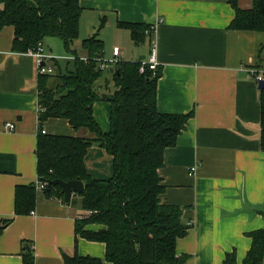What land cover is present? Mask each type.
<instances>
[{
    "label": "crops",
    "instance_id": "crops-1",
    "mask_svg": "<svg viewBox=\"0 0 264 264\" xmlns=\"http://www.w3.org/2000/svg\"><path fill=\"white\" fill-rule=\"evenodd\" d=\"M80 5L81 47L84 38L98 32L111 54L119 46L122 60L143 61L156 40L162 68L158 110H194L177 144L165 150L159 170L165 186L161 202L180 206L185 223H192L177 241L178 255H189L187 264H224L235 251L242 264L252 243L249 233L264 228L260 89L249 71L259 61L264 34L230 29L235 10L228 0H80ZM239 6L251 8L253 0H239ZM159 20L156 33L141 44L118 26L119 21ZM13 38L12 26L0 29V219L12 220L0 236V264H23L22 252L29 245L34 246L36 264H65L64 254L75 253L76 220L88 212L73 201L78 194L66 202L38 188L34 212L16 215L15 191L18 185L39 182L41 124L50 134L92 136L64 118L41 123L36 59L13 51ZM44 44L50 65L53 58L73 60L74 54L62 51V40L47 38ZM81 55L86 58V50ZM110 112V102L94 104V116L105 132ZM8 123L15 129L7 130ZM85 162L96 179L113 175V157L100 146L89 148ZM77 251L104 259L106 245L79 236Z\"/></svg>",
    "mask_w": 264,
    "mask_h": 264
},
{
    "label": "trees",
    "instance_id": "trees-1",
    "mask_svg": "<svg viewBox=\"0 0 264 264\" xmlns=\"http://www.w3.org/2000/svg\"><path fill=\"white\" fill-rule=\"evenodd\" d=\"M235 10L229 25L234 30H252L264 34V0H253L243 9L239 0H228ZM83 8L80 0H0V29L14 28L12 50L28 52L48 37L62 40L65 50L74 54L65 66L60 58L51 60L53 73L38 75L39 119L64 118L72 127L87 128L95 136L81 137L43 132L40 125L37 142L38 179L47 183V196L64 199L61 186L50 184L60 178L81 179L85 183L82 207L91 214L76 220L75 253L64 254L65 264H187L189 255H178L177 241L192 223L183 219V210L162 203L165 186L159 174L164 153L175 146L194 110L189 113H161L157 107V85L162 68L156 71L142 61L120 60L101 68L105 43L99 33L82 40L86 58L78 55L74 42L80 38ZM102 20L100 29L104 27ZM130 30L136 44L146 41L150 23L119 21ZM259 61L254 68L264 71V42L258 48ZM73 63L74 68H71ZM113 68V71L110 69ZM103 78L105 84L98 88ZM111 82L113 87H111ZM111 104L107 132L94 116V104ZM261 146L264 151V89L260 90ZM98 145L113 157V175L96 179L89 172L85 158L90 147ZM36 183L18 185L15 191L16 215L34 212L39 196ZM11 219H0V236ZM89 224L104 227L87 229ZM104 242L105 258L82 256L77 251L78 237ZM252 238L242 264H264V228L249 233ZM24 248L23 264H36L34 246ZM224 264H238L236 252L226 255Z\"/></svg>",
    "mask_w": 264,
    "mask_h": 264
},
{
    "label": "built area",
    "instance_id": "built-area-1",
    "mask_svg": "<svg viewBox=\"0 0 264 264\" xmlns=\"http://www.w3.org/2000/svg\"><path fill=\"white\" fill-rule=\"evenodd\" d=\"M159 22H161V20L157 21V23H153V24L151 23L150 24V28L147 29V32H146L149 37H151L152 35H154L156 33V28H157V25ZM28 53H30L32 56L35 57L39 73L48 74V73L54 72L53 65H50L47 62L48 54L46 53V48H45V44L43 41L38 42L36 47L30 48L28 50ZM121 56H122V49L119 46H115L113 48L112 59L104 58L102 63H101V68L102 69L109 68L110 64L116 63V62L122 60ZM146 67H149V69L154 70V71H156L160 67V63L158 60V51H157L156 40L152 41L151 51H150L149 57L147 58V60L142 61L141 72H144ZM249 71H250L251 75L253 76L254 80H256V82H259L260 80L264 79V71L263 70L254 68V69H250ZM6 129L9 131H12L15 129V125L13 123H8L6 125ZM43 132H46L45 129H43ZM195 170H196V167L191 168L192 172ZM46 185H47V183H44V182H38L37 183V187L39 189H44L46 187ZM89 213L91 214L92 211H89Z\"/></svg>",
    "mask_w": 264,
    "mask_h": 264
},
{
    "label": "water",
    "instance_id": "water-1",
    "mask_svg": "<svg viewBox=\"0 0 264 264\" xmlns=\"http://www.w3.org/2000/svg\"><path fill=\"white\" fill-rule=\"evenodd\" d=\"M110 70L113 71V68ZM258 88L260 90L264 89V79L258 82ZM50 184H58L61 186L62 194L64 195V200L66 202H70L73 194H83L85 192V183L79 178L68 181L56 178L50 181Z\"/></svg>",
    "mask_w": 264,
    "mask_h": 264
},
{
    "label": "rangeland",
    "instance_id": "rangeland-1",
    "mask_svg": "<svg viewBox=\"0 0 264 264\" xmlns=\"http://www.w3.org/2000/svg\"><path fill=\"white\" fill-rule=\"evenodd\" d=\"M48 38H58V37H48ZM59 39V38H58ZM59 40H61V39H59ZM80 40H81V38H79V39H77L75 42H74V48H76L77 49V51H78V54H79V56H82L81 54H83V51L85 52V50L81 47V44H80ZM45 41H46V39H45ZM112 48V47H111ZM110 48V49H111ZM83 50V51H82ZM105 52H106V59H112V57H113V52H112V54L109 52V51H107L108 49L107 48H105ZM62 51H64V52H67L66 50H65V48H64V46L62 47ZM60 60H61V62L63 63V66H65L66 65V63H67V60H69V59H61V57H60ZM71 68L73 69L74 68V65H73V63H71ZM105 84V81H104V79L103 78H101L99 81H98V88H100L99 86L101 85L102 86V89H104L103 88V85ZM111 87H113V83L111 82V85H110ZM86 130V132H87V135H91L92 137L93 136H95L89 129L87 130V128L85 129ZM86 137V136H85ZM94 148H98V145H94ZM73 201L74 202H76V204L77 205H80L81 206V203H82V197L78 194V195H76V196H74L73 197ZM87 214H90L89 213V211L86 213V215Z\"/></svg>",
    "mask_w": 264,
    "mask_h": 264
}]
</instances>
